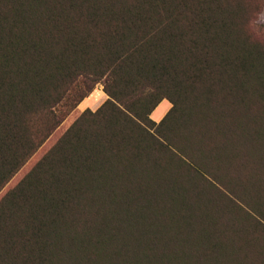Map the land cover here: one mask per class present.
Returning <instances> with one entry per match:
<instances>
[{"label": "trees", "instance_id": "trees-1", "mask_svg": "<svg viewBox=\"0 0 264 264\" xmlns=\"http://www.w3.org/2000/svg\"><path fill=\"white\" fill-rule=\"evenodd\" d=\"M97 84L0 195V264H264V45L237 12L0 0V190Z\"/></svg>", "mask_w": 264, "mask_h": 264}, {"label": "rangeland", "instance_id": "rangeland-1", "mask_svg": "<svg viewBox=\"0 0 264 264\" xmlns=\"http://www.w3.org/2000/svg\"><path fill=\"white\" fill-rule=\"evenodd\" d=\"M222 6H229L237 12L242 32L255 35L262 40L264 45V0H217ZM86 97V98H85ZM79 107H75L61 124L50 134V136L39 146V148L24 162V164L11 176L1 188L0 195L18 181V179L29 169V167L40 157V155L54 142L60 133L84 108L95 109L105 98L101 85L97 84L86 95ZM165 102L154 112L157 121L168 109L169 103ZM161 111V113H160ZM160 113V114H159Z\"/></svg>", "mask_w": 264, "mask_h": 264}, {"label": "crops", "instance_id": "crops-1", "mask_svg": "<svg viewBox=\"0 0 264 264\" xmlns=\"http://www.w3.org/2000/svg\"><path fill=\"white\" fill-rule=\"evenodd\" d=\"M86 98V97H85ZM164 100H166V99H162V100H160L158 103H157V105L152 109V111L150 112V114H149V116L151 117V119H153L154 121H155V119H156V117L158 116H154V112L158 109V107L160 106V105H162L165 101ZM84 101V99H82L76 106L77 107H79L80 106V104L82 103ZM167 101V100H166ZM166 103V102H165ZM169 103V102H168ZM170 105V104H169ZM160 113H161V111H160ZM159 113V114H160Z\"/></svg>", "mask_w": 264, "mask_h": 264}]
</instances>
